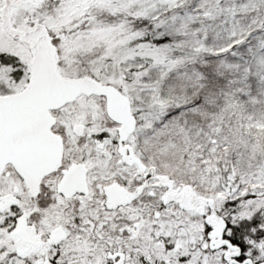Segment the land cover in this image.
Masks as SVG:
<instances>
[{
    "label": "snow or ice",
    "instance_id": "obj_1",
    "mask_svg": "<svg viewBox=\"0 0 264 264\" xmlns=\"http://www.w3.org/2000/svg\"><path fill=\"white\" fill-rule=\"evenodd\" d=\"M0 264H264V0H0Z\"/></svg>",
    "mask_w": 264,
    "mask_h": 264
}]
</instances>
